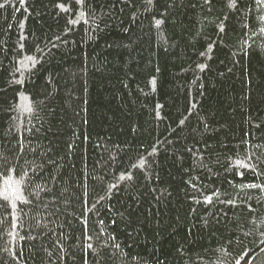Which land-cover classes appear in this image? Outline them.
Returning a JSON list of instances; mask_svg holds the SVG:
<instances>
[{"label": "trees", "instance_id": "1", "mask_svg": "<svg viewBox=\"0 0 264 264\" xmlns=\"http://www.w3.org/2000/svg\"><path fill=\"white\" fill-rule=\"evenodd\" d=\"M0 264H264V0H0Z\"/></svg>", "mask_w": 264, "mask_h": 264}, {"label": "snow or ice", "instance_id": "2", "mask_svg": "<svg viewBox=\"0 0 264 264\" xmlns=\"http://www.w3.org/2000/svg\"><path fill=\"white\" fill-rule=\"evenodd\" d=\"M157 23H159V21L157 22ZM211 199V197H209V200Z\"/></svg>", "mask_w": 264, "mask_h": 264}]
</instances>
